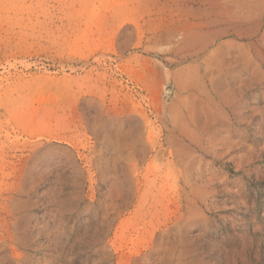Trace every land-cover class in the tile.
Returning <instances> with one entry per match:
<instances>
[{
    "label": "rangeland",
    "instance_id": "obj_1",
    "mask_svg": "<svg viewBox=\"0 0 264 264\" xmlns=\"http://www.w3.org/2000/svg\"><path fill=\"white\" fill-rule=\"evenodd\" d=\"M0 264H264V0H0Z\"/></svg>",
    "mask_w": 264,
    "mask_h": 264
},
{
    "label": "bare ground",
    "instance_id": "obj_2",
    "mask_svg": "<svg viewBox=\"0 0 264 264\" xmlns=\"http://www.w3.org/2000/svg\"><path fill=\"white\" fill-rule=\"evenodd\" d=\"M176 22L178 23V27L175 29L174 33L180 34L182 36V39L186 41L192 40L195 31L201 28V24L193 23V21L190 22V20H188L184 16L176 20Z\"/></svg>",
    "mask_w": 264,
    "mask_h": 264
}]
</instances>
